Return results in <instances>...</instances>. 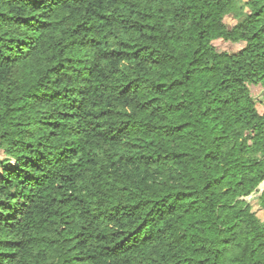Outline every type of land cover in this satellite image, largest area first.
Wrapping results in <instances>:
<instances>
[{
	"label": "trees",
	"instance_id": "16d2710c",
	"mask_svg": "<svg viewBox=\"0 0 264 264\" xmlns=\"http://www.w3.org/2000/svg\"><path fill=\"white\" fill-rule=\"evenodd\" d=\"M0 150V264H264V0H0Z\"/></svg>",
	"mask_w": 264,
	"mask_h": 264
},
{
	"label": "rangeland",
	"instance_id": "374dc122",
	"mask_svg": "<svg viewBox=\"0 0 264 264\" xmlns=\"http://www.w3.org/2000/svg\"><path fill=\"white\" fill-rule=\"evenodd\" d=\"M237 1L240 2L243 0H237ZM244 10L247 11L248 8L245 6ZM225 22L229 27H231L235 23V20H234V18H232L231 15H228L225 17ZM214 44H215L216 48H218L220 50H227L229 52L235 51L244 45V43H242V42L234 43V44H231V43H222L221 44V42L219 43L217 41H215ZM249 88H250V91L253 95V98L257 101V103H256L257 108L259 110H261V106L259 104V99L261 98L260 87L257 85L251 84V85H249ZM2 157H4V154L0 150V158H2ZM249 202L251 204L252 209L256 212V214L262 218L263 215H262L261 210L259 209L257 197L255 195L250 196Z\"/></svg>",
	"mask_w": 264,
	"mask_h": 264
}]
</instances>
